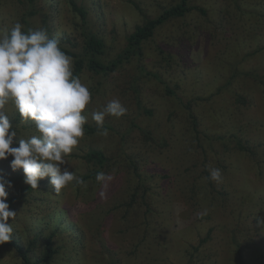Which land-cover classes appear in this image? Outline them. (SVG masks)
Masks as SVG:
<instances>
[{"label":"rangeland","instance_id":"obj_1","mask_svg":"<svg viewBox=\"0 0 264 264\" xmlns=\"http://www.w3.org/2000/svg\"><path fill=\"white\" fill-rule=\"evenodd\" d=\"M76 1L108 62L146 17L179 0ZM188 2L206 13L167 20L143 42L142 57L113 72L79 76L92 96L88 123L113 98L127 108L119 119L106 116L107 137L85 133L62 166L82 177L93 169L83 153L102 150L109 160L101 171L114 177L106 189L89 178L86 189L73 182L56 193L48 177L31 189L23 169L12 170L13 157L0 160V176L13 185L6 202L17 213L8 220L11 238L36 260L55 228L60 248L38 264H264V0ZM44 19L49 38L66 34L81 51L69 0H0V28L19 22L23 31L48 32ZM8 108L13 146L39 135ZM213 167L222 183L206 179ZM0 264L23 262L2 244Z\"/></svg>","mask_w":264,"mask_h":264},{"label":"clouds","instance_id":"obj_2","mask_svg":"<svg viewBox=\"0 0 264 264\" xmlns=\"http://www.w3.org/2000/svg\"><path fill=\"white\" fill-rule=\"evenodd\" d=\"M16 22L9 30L0 28V160L13 157V171L23 169L24 183L31 189L38 188V181L46 177L56 193L69 184L86 189L87 182L76 176L64 165L84 137V126L88 123L86 107L92 100L87 84L74 75V58L66 54L57 38H49L44 29H28ZM14 106L22 123L34 122L36 132L19 138L13 146L17 131L13 130L8 118L9 104ZM127 108L119 98H113L100 111H94L98 135L107 137L104 127L106 116L123 117ZM102 188H107L113 175L99 171L95 177ZM222 183L220 168H210L209 176ZM12 182L0 176V245L10 241L14 229L8 223L17 217L7 203ZM103 194V193H102ZM264 227V220H260Z\"/></svg>","mask_w":264,"mask_h":264},{"label":"trees","instance_id":"obj_3","mask_svg":"<svg viewBox=\"0 0 264 264\" xmlns=\"http://www.w3.org/2000/svg\"><path fill=\"white\" fill-rule=\"evenodd\" d=\"M69 4L72 12L78 19V25L81 30V36L83 38L81 44V51H76L72 48L76 46V42H70V37L63 34L60 38V46L62 50L71 55L74 58V75L80 76L83 71L87 70L95 74H108L115 71L123 63L130 61L132 58H140L143 55V42L149 39L154 31L164 24L167 20L174 17H180L189 11L197 10L202 14L206 13L204 7L199 5H191L188 0H179L176 4L163 8L162 11L152 17H146L142 24L137 25L132 32L126 36V45L121 52L117 53L116 56L108 62H104L101 57L105 53V43L101 37L96 35L93 31L88 29V12L87 9L78 4L76 0H69ZM45 28L48 30V36H52L47 27V19H44ZM53 38V37H51ZM65 44H71L66 47ZM167 92L171 93V89H167ZM150 114L149 110H144ZM193 129L197 130L196 119L192 115ZM104 127L111 129L112 125L104 123ZM84 132L87 134L98 133L95 123H86L84 126ZM82 157L89 163L92 164L93 169L81 178L84 180L89 178H95L97 172L101 171L105 164L108 162V156L105 152L98 148H89ZM55 235V228L50 231L46 236V241L43 244V251L40 257L36 260H32L28 254L29 245L25 247L21 245L18 240L10 238V241L4 243V245L11 246L16 254L21 258L23 264H38L40 262H48L55 253L58 252L59 246H53V236ZM30 243V242H29Z\"/></svg>","mask_w":264,"mask_h":264}]
</instances>
